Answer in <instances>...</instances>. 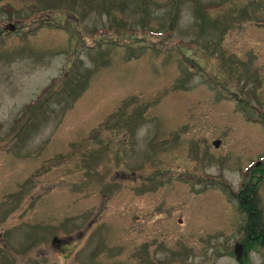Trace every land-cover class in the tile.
I'll return each mask as SVG.
<instances>
[{
	"label": "rangeland",
	"instance_id": "obj_1",
	"mask_svg": "<svg viewBox=\"0 0 264 264\" xmlns=\"http://www.w3.org/2000/svg\"><path fill=\"white\" fill-rule=\"evenodd\" d=\"M257 111L264 0H0V264H264Z\"/></svg>",
	"mask_w": 264,
	"mask_h": 264
},
{
	"label": "flooded vegetation",
	"instance_id": "obj_2",
	"mask_svg": "<svg viewBox=\"0 0 264 264\" xmlns=\"http://www.w3.org/2000/svg\"><path fill=\"white\" fill-rule=\"evenodd\" d=\"M257 112L260 113L262 116H264V114H262L261 112H259V111H257ZM258 119H259L258 120V122H259L262 119L264 120V117H259L258 116ZM253 121H257V119L254 118ZM263 124L264 123H261L260 125H263ZM239 133H241V132H239ZM152 135H154V134H152ZM189 138H191V137H189ZM189 138H185L183 141H187ZM236 139L237 140H240V139H242V137L241 136H238L237 138H235L234 144H235ZM223 141H224V139H221V137H218V136H216L215 138H213L210 142H208V140L206 138H201L199 140L200 144L203 145L204 147L207 146V145H210L214 149H220V148H222L223 147V144H222ZM235 146L237 147L238 145L235 144ZM252 163L253 162H251L250 164H252ZM205 169L206 168H203L202 166L199 167V169H198L199 172H197V174H198V176H202L200 178H206L204 175L201 174V172H203ZM258 171H263L262 162H260L258 164V166H255L254 164H252L251 167H250V177H255V180L252 181V182H250V183L244 182L241 185L240 190L236 194H234V196L239 200L238 202H239L240 208H249L250 207V210H248L247 212L245 211L246 218L248 219V222L246 224V229L249 231L248 235H250V233L253 230H256V228L258 227V221L257 222L254 221V217H255V213L256 212H252V210H253L252 204H253L254 200L251 199V197L253 198V195L256 194V191H257L256 190V187L258 188L259 183L264 179V175L255 176V172H258ZM242 186H245V188H242ZM245 189L248 192H245L244 191ZM255 211H258V209H255ZM12 224H14V223H10V224H7V225L3 224L5 226L4 229L7 226H10ZM4 229H1L0 234H2V233L4 234ZM9 229L10 228H8V230ZM262 231H264V228H262ZM263 236H264V234H263ZM23 237H24V234L23 233H20L17 236H15L12 240L20 244V242H21V240H22ZM241 240L242 239H240L239 241H241ZM245 241H246V243H244L243 245L240 244L241 242L236 241V242H238L237 243L238 245H236V248H237V250L239 252H238V254H235L236 255L235 258H236V261L238 262V264H242V262H245L244 259H247V257H248V253L250 252V246H253L254 245V242H251V241H254L253 237L251 238V235ZM25 245H27V244H25ZM140 246L141 247L146 246V243L144 242V243L140 244ZM242 246H246L249 251L248 250L244 251V249H243ZM261 247L264 249V241L262 242ZM0 249L6 250V251L8 250L7 249V244L3 240L2 235H0ZM22 251H23V249H22Z\"/></svg>",
	"mask_w": 264,
	"mask_h": 264
},
{
	"label": "trees",
	"instance_id": "obj_3",
	"mask_svg": "<svg viewBox=\"0 0 264 264\" xmlns=\"http://www.w3.org/2000/svg\"><path fill=\"white\" fill-rule=\"evenodd\" d=\"M173 15V14H172ZM172 15H170L171 17H172ZM246 192H248V191H246ZM251 199H252V197H251ZM254 221L255 222H257L258 220L256 219V217H254ZM254 231V230H253Z\"/></svg>",
	"mask_w": 264,
	"mask_h": 264
}]
</instances>
